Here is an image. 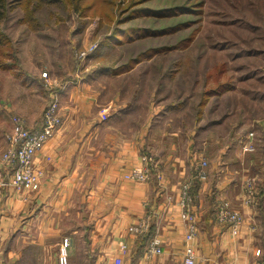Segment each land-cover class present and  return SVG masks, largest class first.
<instances>
[{
	"label": "rangeland",
	"instance_id": "rangeland-1",
	"mask_svg": "<svg viewBox=\"0 0 264 264\" xmlns=\"http://www.w3.org/2000/svg\"><path fill=\"white\" fill-rule=\"evenodd\" d=\"M60 1L45 4L31 0L27 10L16 6L0 20V26L11 42L7 46L9 57H6L10 68L0 66V149H3L0 164L6 174L5 181L0 184L31 193L41 177L34 168L29 174L30 178L37 177L34 188L29 190L16 185L10 177L11 166H5L2 161L3 153L10 147L7 137L12 129L13 115L22 117L28 127L36 128L42 121L45 106L56 97L60 108L62 98L72 92L79 99L73 105H77L79 117L75 120L80 129L89 128L96 122L105 125L101 129L107 132L108 124L113 125L114 122L126 124L129 132L134 134V129L141 130L145 121L149 122L148 143L144 145L146 140L143 137L129 136L141 143L140 159L143 163L138 168L147 177L126 178L125 173L130 168L124 171L123 178L130 181L150 180L154 172L152 169L156 166L149 164L147 156L156 161V155L161 156L159 151L164 147L169 148L167 155L173 154L185 161L184 176H180L181 183L176 185L179 191L178 216L185 228L187 222L181 213L194 212L197 233L202 221L201 217L198 219V212L202 206L207 205V211L210 209L212 219H215L214 209L226 200L217 198L210 201L206 197L205 203L204 195L198 192L200 182L207 178L208 162L222 157L220 149L230 144L232 151H236L234 141L239 143L241 123L247 121L248 126L245 127L252 130L249 135L253 138L244 148L251 150L255 146L254 151L262 155L264 129L256 125L255 118H264V0H147L136 4L137 0H108L102 10L105 16H80ZM181 6L191 7V10L171 16L151 14L127 18L137 8L158 10ZM31 11L35 20L30 23L22 18L31 16ZM185 20L192 24L178 28V23ZM130 26L153 30L173 27L174 31L148 34L133 42L104 45L114 29ZM193 32L194 38L185 45L186 38ZM178 43L181 44L177 47L163 49L143 59L128 73L112 74L104 70L106 66L114 68L120 65L148 47ZM81 52H87L85 58ZM224 83H228V88L218 92ZM205 93L209 96L206 97ZM203 94L205 103L200 104ZM111 109L112 114L115 111L118 113L108 123L107 117H102L108 116L107 111ZM99 113L101 116H98ZM100 117L103 120L98 121ZM38 120V125L27 124L29 121L33 125ZM191 154L195 159H192L193 166L190 165ZM197 161L204 164V178L201 179L194 168ZM234 163L233 158L231 166ZM261 165L257 169L260 178L255 184L257 189L255 185L254 188L249 185L252 193L246 189V198L254 196L256 200L260 197V190L264 187V168ZM171 175L179 179L176 174ZM185 184L189 185L190 199L183 206L180 195ZM196 186L198 188L193 194L190 189ZM231 206L239 212L237 204L231 203ZM71 215L66 223L68 226L76 219L80 225L87 220L83 212L78 217L74 213ZM12 219L17 221L16 226L28 223L27 214L17 213ZM215 221L227 226L232 233L233 227L228 221ZM138 222L146 225L143 232L138 233L144 235L150 226V216L147 214ZM254 223L261 226L256 234L260 245L255 255L264 263V207L261 202L257 204ZM86 225L89 228L87 221ZM240 225L237 224V233ZM185 234L184 231L183 238ZM96 237L100 239L102 235ZM154 237L157 236L150 238L145 252ZM64 238H67L68 244L59 246L53 253L55 256L58 254V264H93L95 251L91 249L88 232H77L69 238L65 236L62 244ZM54 240V237L50 238L49 243ZM193 257L195 260V249ZM34 264H39L37 258Z\"/></svg>",
	"mask_w": 264,
	"mask_h": 264
},
{
	"label": "crops",
	"instance_id": "crops-1",
	"mask_svg": "<svg viewBox=\"0 0 264 264\" xmlns=\"http://www.w3.org/2000/svg\"><path fill=\"white\" fill-rule=\"evenodd\" d=\"M76 100L79 102L72 92L62 98L59 108L62 125L34 155V168L41 174L37 187L25 193L0 184V264H34L36 258L39 264H58V254L53 253L59 246L63 247V237L82 231L88 232L91 239V249L95 251L93 264H184L181 254L186 243L185 228L178 216L176 185L181 183L180 176H184L185 161L173 154L167 155L169 148L164 147L159 151L162 155H156V167L152 169L150 180L123 178L124 171L141 167L143 163L141 143L129 136L143 137L144 145L148 143L149 122L145 121L141 130L134 129V134L126 124L114 122L108 124L107 132L101 129L105 125L96 122L80 129L75 120L79 117L77 105H73ZM110 111L113 109L107 111L108 123L118 113ZM100 118L98 121L103 120ZM255 121L264 129V118L257 117ZM39 122L31 125L27 121V124L35 126ZM245 126H248L247 121L239 125V143L234 141L236 151H232L230 144L220 149L222 157L208 162L206 180L198 181L199 188L190 189L195 194L198 188L205 203L209 197L210 201L222 198L237 204L243 215L239 232L231 233L227 226L218 224L214 217L212 219V211H207V205H201L198 219L201 217L202 221L193 240L194 264H263L255 255L260 245L256 234L261 226L254 220L258 202L264 207V187L260 197L255 200L252 196L245 202V186L254 188L258 184L257 169L261 163L264 168V147L262 155L254 151L255 146L251 150L244 148L249 139H253L249 135L252 130ZM233 158L235 163L231 166ZM5 177L0 164V183ZM82 212L89 228L84 226L86 221L80 225L77 219L69 226L66 224L71 213L78 217ZM17 213L27 214V225L16 226L17 221L12 218L15 219ZM147 214L150 226L144 235L128 231L129 225ZM98 235L102 238H97ZM155 235L161 241V252L147 255L145 248ZM52 237L55 240L49 243Z\"/></svg>",
	"mask_w": 264,
	"mask_h": 264
},
{
	"label": "built area",
	"instance_id": "built-area-1",
	"mask_svg": "<svg viewBox=\"0 0 264 264\" xmlns=\"http://www.w3.org/2000/svg\"><path fill=\"white\" fill-rule=\"evenodd\" d=\"M93 45H91L92 47ZM94 47V46H93ZM82 57H86L87 52H81ZM85 55V56H84ZM106 115L102 118L106 119ZM62 125V116L59 111L57 98L54 97L44 108L42 113V121L35 127H28L25 124V120L18 116L13 115L12 117V129L8 133V140L10 147L3 153L2 161L5 166L9 165L11 170L10 177L12 183L20 185L26 189H32L35 187L37 177L30 178L29 174L34 169V155L37 150L42 148L44 144L60 129ZM147 160L150 165H155V161L150 156H147ZM203 163L200 164L198 161L194 164V168L198 178H204ZM150 168V166H149ZM126 178L133 179L134 177H141V179L147 177L146 173H142L141 169L133 167L128 173H125ZM249 187V189H248ZM247 187V191L252 193L250 186ZM189 185L185 184L180 195L181 204L184 206L186 200L190 199L188 189ZM251 195V194H249ZM250 197L245 199V202H249ZM215 219L219 221H228L232 228V233H237V224L241 223V212L237 211L231 206L230 201L224 200L219 203L217 208L214 209ZM181 217L186 220L187 224L185 227V246L183 249V263L194 264V248L193 240L196 233L195 220L196 216L193 212H183ZM146 225L144 222L133 223L128 226V231L138 234L143 232ZM160 239L154 237L153 241L149 244L146 249V254L161 252ZM68 244L67 238H64L63 246ZM119 262V261H118ZM118 264V263H117Z\"/></svg>",
	"mask_w": 264,
	"mask_h": 264
},
{
	"label": "trees",
	"instance_id": "trees-1",
	"mask_svg": "<svg viewBox=\"0 0 264 264\" xmlns=\"http://www.w3.org/2000/svg\"><path fill=\"white\" fill-rule=\"evenodd\" d=\"M30 1L31 0H0V20H2L3 18H6L9 12L14 10L16 6L25 8L27 10L28 7L30 6ZM37 1L45 2V4H49L51 2H55L58 0H37ZM145 1L147 0H137L135 4L138 2H145ZM60 2H63L64 5L69 6V8L74 10L80 16L93 15V14H99V15L105 16L102 10L104 9V7H106L109 1L108 0H61ZM102 2H105V3L101 5ZM184 10L190 11L191 7L181 6V8H178V9L175 7L173 8L169 7L166 9H158V10L147 8V7L137 8L132 13H129L127 15V18L140 16V15H151V14H154L155 16L157 15L160 17L171 16V15L178 14ZM29 15L31 16L23 17L22 19H24L27 22L29 21L31 23L32 21L35 20L34 16L32 15V11H31V14ZM191 24L192 23L189 20L181 21L180 23H178V28L190 26ZM170 31H174L173 27L160 28L157 30L140 27V26H130V27H124V28L117 27L116 29H114L112 36L109 37V39L105 41L104 45L108 46L111 43L123 44L125 42H133V41H136V38H139V37L143 38L145 35H148V34L158 35L160 33L170 32ZM193 36H194V32L191 34V36H188L186 38L187 42H184L185 40L183 41L184 44L186 45L189 41H191L194 38ZM9 44H11L10 38L8 37L6 31L0 26V66L3 68H10L9 66L10 63H8V61L6 60V57L7 58L9 57L7 53V46ZM179 44L181 43L174 44V45H162V46L148 47L142 52H139V54L136 55L135 57H130L127 61L120 63V65L114 68L106 66L104 67V70H108L112 74L124 73L128 70H131L135 66V64L142 61L143 59H148L151 57V55L157 52H160L163 49L177 47ZM219 88L220 89H218V92L223 89H227L228 83H224L220 85ZM209 92H212V90H210ZM205 95L206 97H208L209 93H205ZM205 95L203 94V98L200 104L205 103V99H206Z\"/></svg>",
	"mask_w": 264,
	"mask_h": 264
}]
</instances>
